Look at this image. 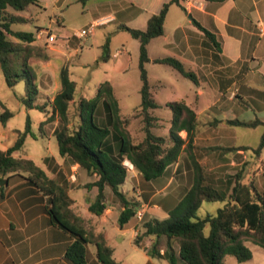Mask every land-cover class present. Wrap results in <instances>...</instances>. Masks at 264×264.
Listing matches in <instances>:
<instances>
[{"label": "crops", "instance_id": "1", "mask_svg": "<svg viewBox=\"0 0 264 264\" xmlns=\"http://www.w3.org/2000/svg\"><path fill=\"white\" fill-rule=\"evenodd\" d=\"M39 1V6L30 5L27 11L29 14L53 13L49 16L48 28L40 25L36 27H39V32L48 31L56 36L52 42H47L43 36L40 42L37 32L33 42L36 46L44 45L43 52H47L39 59L40 69L35 71L40 85L38 103H43L44 97L52 99L60 89L59 72L64 67V53L72 49L76 51L80 43V38L74 35L75 31L65 32L70 20L65 17V11L71 6H75V10L77 8L76 15L86 16L88 22L85 25L88 27L83 28H89L98 19L107 18L109 21L94 28H103V36L107 39H110L111 34H123L121 36L128 41V36L131 35L118 29L119 25L144 29L150 15L158 13L162 5L170 0ZM179 1L182 6L172 3L168 8L163 34L152 38L148 44L150 61L158 57L174 56L188 68V55L191 52L198 57L202 53L200 51H203V47H198L201 43L208 51L206 59L217 66L202 70L201 75L207 77L205 81L200 82V75L196 73L199 83L193 98L189 99L186 94V98L181 99L197 113L198 124L191 152H183L176 162L167 166L162 176L153 180L143 179L134 167L127 171L130 185L126 189L125 180L122 190L138 196L141 202L138 213L141 215H134L120 227L117 220L122 205L109 187L105 188L104 211L96 215L88 210L90 201L95 198L98 190L96 186L88 188L86 184L95 181L97 175H88L69 158L59 154L53 135L59 124L58 118L41 125L50 112L43 115L39 124L40 134H28L22 147L12 153L15 157L32 159L48 177L66 184L70 207L82 219L84 227L104 235L113 248L114 259L120 264H171L164 254L165 237L160 238V257H152L147 253L152 241L150 237L142 236L137 242L135 238L140 234L143 222L151 218H166L183 191L193 184L195 160L203 165L210 181H224L223 188H226L229 176L236 172L234 168L246 170V165L255 166L259 160L264 159V147L258 157L250 149H226L256 147L247 142H235V139L236 132L240 133L239 128L258 127L234 125L228 120L251 121L259 118L264 121V0ZM16 13L29 18L28 15L21 14V11ZM188 15L214 35L218 43L217 50L207 46L209 41L192 25ZM94 28L90 31L92 36L96 35ZM88 42L92 46L94 40L89 37L83 44ZM92 48L93 46L90 49ZM124 51L117 50L113 55L120 56ZM41 77L48 79V82L42 83ZM110 83L115 92L114 84ZM154 83L159 85L157 89L164 86L161 80ZM0 103L4 107L1 100ZM170 117L171 112L166 114V119L161 118L166 124V133ZM6 122L0 125V148L3 150L14 143L16 131L19 130L9 127ZM180 135L184 138L186 132L182 130ZM35 141L44 147L37 158L24 148L27 142ZM27 177L26 173H19L0 178L6 179V184L0 185V264H70L64 258V253L73 236L51 222L46 211L49 197L28 181ZM168 188L170 191L165 192ZM173 248L175 264H186L178 258V246L174 244ZM94 252L95 246L87 244L88 264H100ZM142 253L145 255L143 261L140 260Z\"/></svg>", "mask_w": 264, "mask_h": 264}, {"label": "trees", "instance_id": "2", "mask_svg": "<svg viewBox=\"0 0 264 264\" xmlns=\"http://www.w3.org/2000/svg\"><path fill=\"white\" fill-rule=\"evenodd\" d=\"M172 3L182 6L179 0L164 3L158 13L150 15L144 29L125 24L118 26V29L127 31L139 41L138 69L141 85L140 103L136 109L142 115L144 136L134 142L127 129L129 119L121 116L113 86L107 80L98 84L93 97H79L75 107L77 119L73 123L70 107L74 101L76 82L70 79L65 67H61L59 72V91L52 99L45 98L43 103H38L40 85L30 58L35 55L33 42L39 27L34 31H22L14 30L11 26L14 23L28 22L29 18L16 12L27 10L30 5L39 6L40 1L0 0V69L6 85L13 87L20 80L24 81L25 92L20 97L23 105L43 113L50 112L41 125L58 118L59 124L53 135L59 154L69 158L88 175H97L95 181L86 184V187L96 186L98 190L95 198L90 201L88 210L96 215L104 211L105 188L109 187L122 205L117 220L120 227L139 214L141 205L138 196L122 190L127 176L123 161L128 160L143 179L153 180L162 176L167 166L176 162L183 152L190 153L194 146L197 113L184 100L167 101L165 106L171 112L168 131L165 135L153 131L158 119L151 111L160 105L152 90L155 85H159L150 84L145 64L150 62L148 44L152 38L163 34L165 16ZM190 19L192 25L209 41L207 46L217 50L218 43L214 35L194 18ZM36 55L40 56L39 53ZM152 62L169 65L194 84L199 83L196 73L174 56L154 58ZM99 103H102L104 111V121L101 124L95 118ZM12 115V111L4 107L0 122L5 123ZM228 122L244 127H262L256 147L226 148L250 149L258 157L264 147V121L254 118L251 121L232 119ZM182 130L186 132L184 138L180 135ZM16 133V140L8 149L0 148V178L9 174L26 173L28 181L49 197L46 211L51 222L73 236L64 253V258L70 264H88L87 244L95 246L94 254L100 264H120L114 259L113 248L104 235L84 227L82 219L70 207L66 184L48 177L32 159L12 155L22 147L28 134L33 136L29 116L26 117L24 129L17 130ZM257 164V169L264 178V159ZM194 171L193 184L183 191L177 203L168 211L167 217L151 218L143 222L135 241L142 236L150 237L152 241L147 253L152 257H160V238L165 237L164 254L171 264H175L174 244L178 246V258L186 264H224L226 255L234 256L238 262L250 260L253 254L245 243L246 240L264 248V184L262 188H258L253 174L243 181V171L239 169L229 176L226 188H218L209 180V174L203 165L196 160ZM217 201L224 204L215 214L201 217L196 215L203 202Z\"/></svg>", "mask_w": 264, "mask_h": 264}, {"label": "rangeland", "instance_id": "3", "mask_svg": "<svg viewBox=\"0 0 264 264\" xmlns=\"http://www.w3.org/2000/svg\"><path fill=\"white\" fill-rule=\"evenodd\" d=\"M71 6L67 11H65V17L69 18L68 29H65V32L72 33L78 29L88 27L85 25L88 21L86 16L83 14L81 16L77 14V8ZM21 14L29 16V21L24 23H14L12 24V29L22 30V31H34L37 25L42 26L43 28H48L49 16L53 13L44 14V13H31L27 10L21 11ZM57 15L58 13L55 12ZM96 35L92 36L91 33L82 37L78 41L80 42L77 45V50L72 49L70 52L64 53V67L67 69L70 79L76 82V90L74 93V101L71 104L70 112L72 116V123L76 121V103L79 97L91 98L96 93V88L100 82L105 80L110 81L114 84L115 95L118 99L120 114L122 117H127L129 123L127 129L130 133V136L134 142L141 140L144 136L142 115L137 112L136 107L140 103V93L139 88L141 81L139 78V69H138V47L139 41L132 36H128V41H125L121 36L123 34L110 35V39L103 36L101 27L94 28ZM37 31V30H36ZM59 32V31H58ZM101 32V33H100ZM40 32L38 31V34ZM123 33V32H121ZM46 35V31L40 35L38 41L41 42L43 36ZM129 35V34H128ZM91 37L94 40L93 48L90 49L89 42L83 44V41ZM198 47H203V51L198 57L190 52L191 55H188V68L193 70L195 73L200 75V82L206 80V76H202V70L206 68H211L217 66L209 62L208 52L204 45L200 43ZM44 45L40 44L38 46L34 45L35 55L30 58V63L35 67L34 70L37 71L40 69L42 54ZM117 50H125L120 56H114L113 54ZM128 51V53H126ZM189 52V50H188ZM39 53L40 56L36 55ZM103 57H100V56ZM99 56V57H98ZM95 58V59H94ZM145 68L148 73V78L150 84L154 83L157 80H161L164 84L160 89L158 86H154L152 92L154 94L155 100L159 103V107L155 109L156 112L151 111V114L157 117L158 121L155 122V127L153 131L156 134L165 135L166 134V124L162 121V117L166 119V114H170V110L165 106L166 101L171 100H181L185 99L186 94L188 98H193L192 95L197 89V85L194 84L190 79L183 77L178 71L166 64L154 63L152 61L145 64ZM37 69V70H36ZM215 76V72H213ZM48 79L41 77L40 81L47 83ZM157 90V91H156ZM24 81L20 80L16 83L15 86L9 87L4 81L0 69V100L3 103V106L12 111L13 115L6 122L7 125L11 128H16L23 130L26 122V117L29 116L30 122L32 123V132L36 135L40 134V122L43 120L44 113L36 108L28 109L26 108L20 100V97L24 95ZM40 95V94H39ZM43 95V94H41ZM40 98V97H39ZM46 97H44L45 99ZM50 98V97H49ZM39 100V99H38ZM43 100V99H42ZM0 103V114L3 112ZM104 115L102 103H99L95 118L98 124H101ZM1 125V122H0ZM240 133L236 132L235 142H247L253 146H257L260 140L262 133V127L258 126L257 128L244 129L239 128ZM30 139V138H29ZM55 139L53 140V144ZM26 151H30L32 156L37 158L38 154L44 151V147L38 141L27 142L24 148ZM23 148V149H24ZM24 150V152H26ZM264 156V149L262 152ZM257 165H246V170L243 171V181H246L247 177L252 176L254 183L258 188L263 187L264 178L261 172L257 169ZM250 167V168H249ZM237 170V168H234ZM214 185L218 188H223L224 181L218 182L214 180ZM219 184V185H218ZM221 184V185H220ZM130 185L129 173L127 174L125 188L128 189ZM169 192L170 188L164 190ZM224 202H203L196 211L197 216H204L206 214H215L217 209L222 207ZM208 231V226L205 227V232ZM245 243L252 251V258L245 262H238L234 256L226 255L223 259L224 264H264V248L253 244L250 240H246ZM145 255L142 253L140 260L143 261Z\"/></svg>", "mask_w": 264, "mask_h": 264}, {"label": "built area", "instance_id": "4", "mask_svg": "<svg viewBox=\"0 0 264 264\" xmlns=\"http://www.w3.org/2000/svg\"><path fill=\"white\" fill-rule=\"evenodd\" d=\"M107 21H109V19H107V18L98 19V20L94 21L93 23H91L89 28L78 29L77 31L74 32V35L81 39L82 37H84L88 33H90V31L94 28V26L103 24ZM42 33H43V31H41L39 33V35H41ZM55 38H56V36L54 34L48 32V31L46 32L45 40L47 42H52V41H54ZM123 165L126 167L127 171H129L133 168V165L128 160H124ZM139 215H141V214L139 213Z\"/></svg>", "mask_w": 264, "mask_h": 264}, {"label": "water", "instance_id": "5", "mask_svg": "<svg viewBox=\"0 0 264 264\" xmlns=\"http://www.w3.org/2000/svg\"><path fill=\"white\" fill-rule=\"evenodd\" d=\"M190 17V15H188ZM6 184V179H0V185Z\"/></svg>", "mask_w": 264, "mask_h": 264}]
</instances>
